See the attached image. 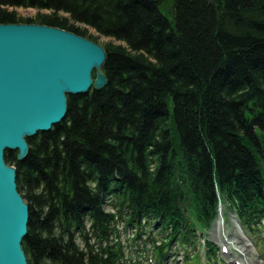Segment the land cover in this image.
<instances>
[{
    "label": "trees",
    "instance_id": "trees-1",
    "mask_svg": "<svg viewBox=\"0 0 264 264\" xmlns=\"http://www.w3.org/2000/svg\"><path fill=\"white\" fill-rule=\"evenodd\" d=\"M165 1L0 0V24L98 43L92 29L119 43L104 47L105 88L68 96L65 120L27 138L24 161L5 152L30 210L28 264H141L151 245L166 264L177 244L195 250L196 228L223 201L262 238L264 0H168L173 22ZM20 8L39 12L19 18ZM143 220L172 228L168 241L156 246ZM121 222L139 228L136 256L117 235ZM207 259H218L210 242Z\"/></svg>",
    "mask_w": 264,
    "mask_h": 264
},
{
    "label": "water",
    "instance_id": "water-1",
    "mask_svg": "<svg viewBox=\"0 0 264 264\" xmlns=\"http://www.w3.org/2000/svg\"><path fill=\"white\" fill-rule=\"evenodd\" d=\"M106 61L101 45L73 32L0 24V264H28L22 242L30 210L5 152H18V160L24 161L30 151L27 138L65 120L68 96L107 86Z\"/></svg>",
    "mask_w": 264,
    "mask_h": 264
},
{
    "label": "rangeland",
    "instance_id": "rangeland-1",
    "mask_svg": "<svg viewBox=\"0 0 264 264\" xmlns=\"http://www.w3.org/2000/svg\"><path fill=\"white\" fill-rule=\"evenodd\" d=\"M161 10L162 12L168 17V19L173 22V12H172V3L170 4V1L166 0L165 3L161 6ZM15 12L17 13L19 18H24V19H33L36 17V15L38 14L39 11L37 10H32V9H16ZM42 13H45V11H41ZM90 34L93 36L98 37V44H100L101 46L105 47L107 46L109 43L118 45L119 43L114 42L112 39L108 40H104L103 37H99L98 34L92 30L89 29ZM169 109L171 114H173L174 111V103L173 100L170 99L169 100ZM172 122V121H171ZM171 128H172V123H171ZM173 143L174 145H177V136L173 130ZM224 208V213L226 218L225 221V225H222V233L216 235L215 233V229H216V224H214L212 226V228L210 230H208V233L206 234V237L208 239V241H212L213 243L216 244V246L219 249V260H218V264H235V263H231V260H235L237 262V256L239 254V248L238 247H230L229 246V251H231V253L229 255H225L222 252V245H223V239H228L229 235L231 234V232L235 231L237 233H239L251 246V250H252V255H253V259L257 262V263H261L264 264V238H260V239H255L256 243L250 238L248 237L245 232L243 231V229L241 228L237 218L235 217V215L233 214V212H231V210L226 206L223 205L222 206ZM119 228L121 229V224L119 226ZM125 245V242L127 243L128 241H130V236L128 233H125V230H122L121 232V239ZM258 240V241H257ZM130 246H132V242L129 243ZM201 248H199L200 250ZM238 250V251H237ZM203 250L201 249V254L202 256L203 254ZM181 256H178L176 258V260L178 262H175L173 260L169 261V264H184L183 261L179 260ZM202 264H207V262L203 259Z\"/></svg>",
    "mask_w": 264,
    "mask_h": 264
},
{
    "label": "bare ground",
    "instance_id": "bare-ground-1",
    "mask_svg": "<svg viewBox=\"0 0 264 264\" xmlns=\"http://www.w3.org/2000/svg\"><path fill=\"white\" fill-rule=\"evenodd\" d=\"M104 40H108V38L103 37ZM220 217L219 220L216 223V229H215V233L216 235L221 234L222 233V214L223 212L221 211L220 213ZM223 247L224 246H232V247H238L239 248V254L237 256V260L241 263V264H261V263H257L252 257V248L250 246V244L237 232L233 231L231 232V234L229 235L228 241L224 240L223 241ZM231 262H235L234 260H231Z\"/></svg>",
    "mask_w": 264,
    "mask_h": 264
}]
</instances>
